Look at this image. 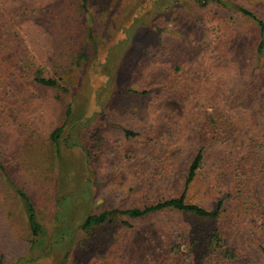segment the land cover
I'll return each instance as SVG.
<instances>
[{
	"label": "rangeland",
	"instance_id": "1",
	"mask_svg": "<svg viewBox=\"0 0 264 264\" xmlns=\"http://www.w3.org/2000/svg\"><path fill=\"white\" fill-rule=\"evenodd\" d=\"M78 1L0 0V264H264V0Z\"/></svg>",
	"mask_w": 264,
	"mask_h": 264
},
{
	"label": "trees",
	"instance_id": "2",
	"mask_svg": "<svg viewBox=\"0 0 264 264\" xmlns=\"http://www.w3.org/2000/svg\"><path fill=\"white\" fill-rule=\"evenodd\" d=\"M78 8L83 13H87L90 8L89 0H79ZM240 10L243 14L253 18V20L258 24L261 33L264 34V21L257 18L252 12L248 11L247 9L241 8ZM86 28H87L86 29L87 33L89 34L90 38H92L93 37L92 28L88 27V25ZM263 51H264V42L261 41L258 44L257 53L262 54ZM33 79L36 83L43 85V86L57 87V88L64 89V86L60 84L58 79L43 75L42 70L40 68H38L34 72ZM69 115H70V109H67L66 116H69ZM64 129H65V125L63 124L60 127L56 128L51 133L52 143L56 146L57 150H59L60 139L64 133ZM129 133L130 132L127 131V134ZM204 160H205L204 149H203V153H202V149H200L198 153L196 154V156L194 157L191 163V166L189 168L188 175L186 178V186H188V184L194 179L196 172L201 169L202 162L204 163ZM16 194L21 204L23 205L24 211L26 213V218H27V222H28L31 235L33 237L41 236L43 234V227L37 217V212L35 210V207L31 199L26 194V192H24L22 189H17ZM222 204H223V201L220 200L215 209L209 210L195 203L186 202L185 195L184 193H182L179 197L168 198L162 201H158L154 204L144 206L142 208H131V209H126V210H111V211H103L98 214H90L85 218L82 224V228L87 230L93 226L99 225L105 222L112 215L122 214V215H127L130 218H140V217H144L146 215H149V214H152V213L164 210V209H175V210L183 211V212L190 213V214L203 217V218L216 219L221 215L223 211ZM215 238H216L217 246H219L220 245L219 243L221 241V236L219 234V231H215ZM32 243H34V241H32ZM262 250L264 252V248ZM222 255L231 256V257L235 256L234 253H232L231 250L228 248H226L225 251H222Z\"/></svg>",
	"mask_w": 264,
	"mask_h": 264
},
{
	"label": "water",
	"instance_id": "3",
	"mask_svg": "<svg viewBox=\"0 0 264 264\" xmlns=\"http://www.w3.org/2000/svg\"><path fill=\"white\" fill-rule=\"evenodd\" d=\"M227 6H230L229 4H226Z\"/></svg>",
	"mask_w": 264,
	"mask_h": 264
}]
</instances>
